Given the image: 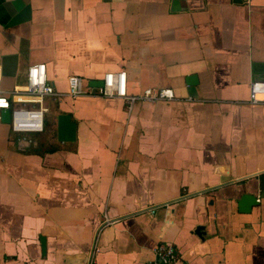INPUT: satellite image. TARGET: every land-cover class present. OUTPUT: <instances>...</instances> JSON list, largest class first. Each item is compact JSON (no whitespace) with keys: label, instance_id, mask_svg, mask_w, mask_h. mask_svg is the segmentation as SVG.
<instances>
[{"label":"crops","instance_id":"1","mask_svg":"<svg viewBox=\"0 0 264 264\" xmlns=\"http://www.w3.org/2000/svg\"><path fill=\"white\" fill-rule=\"evenodd\" d=\"M37 63L92 96L46 98L42 133L0 121V264H85L104 216L96 264H264V0H0L2 90ZM117 72L178 100L96 96Z\"/></svg>","mask_w":264,"mask_h":264},{"label":"built area","instance_id":"2","mask_svg":"<svg viewBox=\"0 0 264 264\" xmlns=\"http://www.w3.org/2000/svg\"><path fill=\"white\" fill-rule=\"evenodd\" d=\"M68 90L65 94L56 93L53 86L48 82L46 65L43 63L33 64L28 67L26 80L23 85L14 87L5 92L1 88L0 74V111L9 110L10 130L17 134L42 133L44 130V117L47 108L44 105L46 98L92 96L86 92L83 80L79 76H70L67 80ZM96 96L105 99H117L126 102L129 111L135 103H163L178 100L172 89L146 88L138 95H129L127 92V76L125 72L109 73L103 77V85L99 88ZM194 102V99H185ZM248 104L252 106L264 104V80H253L249 85ZM153 213V209L151 211ZM112 221L104 216L97 233L92 239L85 264H96V256L99 251L98 240L100 231L110 225ZM156 257L163 264H174L177 255L171 245L160 244L154 249Z\"/></svg>","mask_w":264,"mask_h":264},{"label":"water","instance_id":"3","mask_svg":"<svg viewBox=\"0 0 264 264\" xmlns=\"http://www.w3.org/2000/svg\"><path fill=\"white\" fill-rule=\"evenodd\" d=\"M193 79H194L193 77L189 78V79H187V82L190 83ZM102 85H103V80L102 81H96L94 87L101 88ZM0 121H1V123L7 124V125L10 123V112H9V110H1L0 111ZM58 121H59L58 127H59V130L61 131V127L63 128V126L66 125L65 122L62 125L61 121H66V117L61 116L58 118ZM66 140L70 141L73 139H66ZM256 205H258V201H257V198L255 196L247 195V194L243 195L238 202V212L241 214H247ZM200 231H201V228H197L196 234L200 235L201 234ZM41 245H42V250H44L45 246H44L43 240H41Z\"/></svg>","mask_w":264,"mask_h":264},{"label":"rangeland","instance_id":"4","mask_svg":"<svg viewBox=\"0 0 264 264\" xmlns=\"http://www.w3.org/2000/svg\"><path fill=\"white\" fill-rule=\"evenodd\" d=\"M47 117H48V115L46 114L45 118H47Z\"/></svg>","mask_w":264,"mask_h":264}]
</instances>
